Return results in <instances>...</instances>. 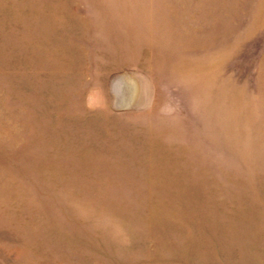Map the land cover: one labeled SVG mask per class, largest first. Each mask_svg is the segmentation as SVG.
Segmentation results:
<instances>
[{
    "label": "rangeland",
    "instance_id": "rangeland-1",
    "mask_svg": "<svg viewBox=\"0 0 264 264\" xmlns=\"http://www.w3.org/2000/svg\"><path fill=\"white\" fill-rule=\"evenodd\" d=\"M0 264H264V0H0Z\"/></svg>",
    "mask_w": 264,
    "mask_h": 264
}]
</instances>
